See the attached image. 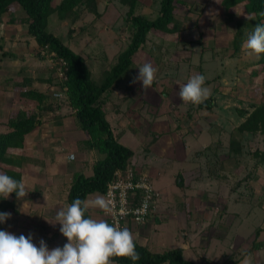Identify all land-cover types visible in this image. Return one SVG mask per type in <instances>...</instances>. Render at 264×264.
<instances>
[{
  "label": "rangeland",
  "instance_id": "rangeland-1",
  "mask_svg": "<svg viewBox=\"0 0 264 264\" xmlns=\"http://www.w3.org/2000/svg\"><path fill=\"white\" fill-rule=\"evenodd\" d=\"M230 1L176 0L171 32L147 35L104 100L113 132L139 160L129 168L156 192L149 219L131 233L134 243L153 253L182 248L197 264H264V53L246 54L243 41L259 22L244 2ZM136 2V15H159L161 0ZM127 9L120 0H51L45 30L81 55L99 84L130 44ZM146 62L157 71L144 89L130 81ZM193 74L204 75L210 90L196 105L177 95V82ZM63 80V63L27 34L26 15L18 7L1 13L0 135L21 113L34 115L38 128L0 164L26 192L0 198V211L11 214L0 229L35 233L32 242L43 239L49 249L66 242L54 218L67 204L63 175L70 169L59 167L56 154L73 155L76 167L87 136L77 128ZM72 142L77 152H70Z\"/></svg>",
  "mask_w": 264,
  "mask_h": 264
},
{
  "label": "trees",
  "instance_id": "trees-1",
  "mask_svg": "<svg viewBox=\"0 0 264 264\" xmlns=\"http://www.w3.org/2000/svg\"><path fill=\"white\" fill-rule=\"evenodd\" d=\"M120 1L128 8L126 17L133 29L131 41L129 46L117 56L116 63L106 71L103 81L96 84L81 55L45 30L51 0H0V14L18 7L26 15L27 34L34 38L39 48H47L63 63L65 80L62 82V87L65 88L66 101L73 110V115L81 130L88 137L87 147L104 156L93 165L92 176L76 175L73 178L66 199L67 204L75 198H79L84 204L86 197L93 193L103 195L115 171L124 170L127 167L133 152L115 140L105 118L104 99L117 79L133 65L134 58L141 52L147 35L153 33L161 38V34L171 32L170 27L173 25V8L176 0H161L159 15L153 20L135 14L136 0ZM228 1L231 3L230 0ZM237 1L238 3L244 2V7L259 24H264V0ZM31 94L36 96L33 92ZM42 99L41 96L39 101ZM202 106L210 108V103L203 102ZM255 117L253 114L251 121H256ZM259 122L261 127H264V119ZM8 127L9 132L0 135V164L4 162L9 150L19 149L25 144L27 136L38 127V121L34 115L21 113L17 121L9 123ZM258 129V125L252 128V130ZM85 215L88 216L86 208ZM134 245L138 253L136 261L120 256L112 257L111 262L117 264H195L183 257L180 248L163 253H153L144 246L136 243Z\"/></svg>",
  "mask_w": 264,
  "mask_h": 264
},
{
  "label": "clouds",
  "instance_id": "clouds-1",
  "mask_svg": "<svg viewBox=\"0 0 264 264\" xmlns=\"http://www.w3.org/2000/svg\"><path fill=\"white\" fill-rule=\"evenodd\" d=\"M242 47L249 56L264 53V24H256L247 34ZM138 75L130 82L139 81L144 89L153 83L155 69L150 63L138 66ZM178 97L184 103L200 104L210 95L202 74L190 75L186 82L180 83ZM68 159H72L69 155ZM15 193L19 199L26 195L21 180L14 179L0 172V198L6 199ZM93 205L105 208V202L97 197ZM11 214L0 211V224ZM53 222V221H49ZM54 222L60 225L59 232L66 238L62 247L49 249L43 239L38 246L32 242V235L19 236L0 229V264H112V257H127L132 261L138 259L130 231L126 227L118 228L102 219L85 215V206L79 198L60 207Z\"/></svg>",
  "mask_w": 264,
  "mask_h": 264
},
{
  "label": "built area",
  "instance_id": "built-area-1",
  "mask_svg": "<svg viewBox=\"0 0 264 264\" xmlns=\"http://www.w3.org/2000/svg\"><path fill=\"white\" fill-rule=\"evenodd\" d=\"M73 158V155H71ZM105 221L130 233L142 226L154 208L156 192L147 177L132 169L117 170L103 194ZM112 264H117L112 262Z\"/></svg>",
  "mask_w": 264,
  "mask_h": 264
},
{
  "label": "crops",
  "instance_id": "crops-1",
  "mask_svg": "<svg viewBox=\"0 0 264 264\" xmlns=\"http://www.w3.org/2000/svg\"><path fill=\"white\" fill-rule=\"evenodd\" d=\"M64 89V95H65V88H63ZM106 96H108V93L106 94ZM105 96V97H106ZM66 99V98H65ZM104 107H105V118H106V120L108 121V123H109V120H108V113H107V106H106V104L104 105ZM122 109V108H121ZM72 110V109H71ZM75 122H76V124H77V128L81 131V133L82 134H84L85 135V133L81 130V128H80V126H79V124H78V122L75 120ZM109 125H110V127H111V130L113 129L112 128V126H111V123H109ZM38 128V127H37ZM37 128L33 131V132H35L36 130H37ZM7 132H9V127H8V130H5L4 132H2L3 134L4 133H7ZM32 132V133H33ZM31 133V134H32ZM112 133H113V136H114V138H115V140L118 142V143H120L121 145H123L124 143H123V141H122V137H117L116 135H115V133L113 132V130H112ZM26 141V140H25ZM84 142H83V144H84V146H86V148H85V150L82 152V156L83 157H85V159H83V161H78L77 163V165H76V167L75 166H72L69 162L70 161H72V160H74V156H73V158L72 159H68L67 157L68 156H66L67 154L66 153H64V152H58L57 154H56V156H57V159H58V164H59V167L60 168H63V167H69V172H66V171H64V177L70 182H68V184H69V187H70V185H71V183H72V181H73V178L76 176V175H83L84 177H90V176H92V167H93V165L95 164V162H97V161H99V160H101L104 156L103 155H100L99 153H97L96 151H94V150H91V149H89L88 147H87V143H86V141H87V136L84 138V140H83ZM72 148H71V150H70V152L72 153V151H75V152H77L76 150L78 149V147H76L77 146V144H76V142L74 143V142H72V144L70 145ZM123 146H125V145H123ZM125 147H127V146H125ZM60 148H62V146L60 145ZM129 148V147H128ZM130 149V148H129ZM131 150V149H130ZM132 152H133V156L131 157V159L128 161V164H127V167L125 168V169H130L129 167V165H132V166H136V165H139V164H137V163H139V162H137V161H139V160H136L135 159V153H134V151L133 150H131ZM74 153V152H73ZM94 160V162H92ZM151 157H147V161L149 162L150 161V163H151ZM144 163V162H143ZM136 167H138V166H136ZM140 167H142V165H140ZM124 169V170H125ZM141 172V171H140ZM142 173V172H141ZM143 174V173H142ZM68 191H69V188H68ZM67 195H68V193H67ZM67 195H66V199H67ZM89 197H91V198H93L92 200H90L89 202H90V204L88 205V208L90 207L91 209H88L86 206H85V208H86V211H87V213H88V216L89 217H92V218H94V219H102V220H106L105 219V217H104V215H103V210H104V208L102 209V208H100V207H96V206H94L93 205V202H94V200L96 199V196L94 195V193L93 194H90V195H88L87 197H86V199H89ZM97 197H102L103 198V195L102 194H99L98 193V196ZM86 199H85V201H84V205H86ZM101 210V214H100V211ZM89 211H91L92 212V215H90L89 214ZM151 215V214H150ZM150 215H149V217H150ZM149 217H148V219H149ZM147 219V220H148ZM147 220H146V222H147ZM145 222V223H146ZM144 223V224H145ZM142 228V227H141ZM140 228V229H141ZM31 235H36L35 233H31ZM181 250H182V254H183V257L185 258V259H187V260H189V261H192V262H194L195 264H197L196 263V261H194L193 259H189L187 256H186V254H185V252L183 251V249L182 248H180Z\"/></svg>",
  "mask_w": 264,
  "mask_h": 264
}]
</instances>
